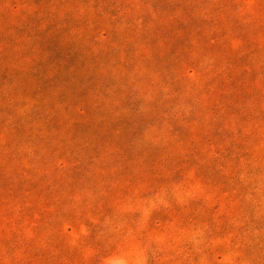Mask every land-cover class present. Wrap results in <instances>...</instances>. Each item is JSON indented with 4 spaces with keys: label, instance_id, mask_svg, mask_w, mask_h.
Returning <instances> with one entry per match:
<instances>
[{
    "label": "rangeland",
    "instance_id": "obj_1",
    "mask_svg": "<svg viewBox=\"0 0 264 264\" xmlns=\"http://www.w3.org/2000/svg\"><path fill=\"white\" fill-rule=\"evenodd\" d=\"M0 264H264V0H0Z\"/></svg>",
    "mask_w": 264,
    "mask_h": 264
}]
</instances>
